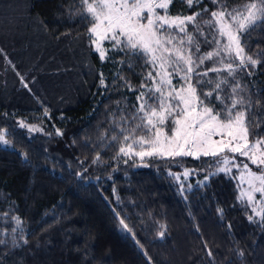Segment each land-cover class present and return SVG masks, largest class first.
Returning a JSON list of instances; mask_svg holds the SVG:
<instances>
[{"label":"trees","instance_id":"1","mask_svg":"<svg viewBox=\"0 0 264 264\" xmlns=\"http://www.w3.org/2000/svg\"><path fill=\"white\" fill-rule=\"evenodd\" d=\"M251 2L260 0H199L191 7L172 0L168 14L200 13L188 25L199 55L216 49L212 12L241 11ZM24 5L23 31L0 35V135L7 141H0V264H264V217L239 196L236 172L218 171L224 155L238 165L247 161L227 151L143 159L107 154L99 136L121 114L118 107L131 115L129 100L148 82L149 58L109 50L100 60L88 40L92 20L84 18L81 0ZM30 18L41 34L29 31ZM240 35L245 53L261 63L236 68L235 61L232 75L209 71L201 79L211 83L202 91L226 79L210 98L215 111L226 118L232 99H242L237 109L246 111L253 141L264 138V22ZM81 57L86 67L77 66ZM216 61H205L200 70L223 68ZM30 64L40 94L16 83L18 70ZM74 75L82 95L58 101L53 92ZM99 75L112 87L97 88Z\"/></svg>","mask_w":264,"mask_h":264},{"label":"snow or ice","instance_id":"2","mask_svg":"<svg viewBox=\"0 0 264 264\" xmlns=\"http://www.w3.org/2000/svg\"><path fill=\"white\" fill-rule=\"evenodd\" d=\"M171 2L172 0H81L86 13L84 18L90 17L92 20L89 28L90 35L94 37L92 43L96 45L102 59L106 54L102 42L110 41L113 48L121 51L127 48L133 55L149 57L148 63L153 67V71L146 77V80L152 82V86L142 84L141 88L148 87V91L141 92L137 97V112L143 114L139 117L141 123L135 125L129 135L124 136L125 142H131L126 143V147H121L120 152L124 155L135 154L141 158L153 155L218 156L226 151L239 153L258 169L253 171L247 163L243 165L240 180L241 183H247L248 190L242 191L241 199L246 197L247 203L252 205V211L264 217V138L249 141L247 113L237 109L243 103L242 99H232L231 107L226 109V118L215 111L210 98L213 97V91L221 88L222 83H228L226 79L216 83L213 91L209 92H203L202 89L204 83L211 82L201 79L209 71H226L232 75L235 71L234 62L237 60L239 63L236 68L248 65L255 67L261 63L245 53L240 34L257 21L264 22V0H260L259 4L248 3L241 11L212 12L215 23L219 25V36L225 37L227 43L222 49L199 55L200 43L189 32L188 25L195 24L200 13L183 18L171 17L168 14ZM194 2L198 3L199 0H187L189 7ZM205 23L211 25L212 21ZM170 29L178 34L183 33V37L178 39ZM195 30L199 31V28ZM186 44L191 47H185ZM222 51L231 57L230 62L225 63L221 59L218 63L223 64V68L208 67L200 70L205 61L221 56ZM174 76L183 81L179 88L173 85ZM236 87H233V92ZM215 99L223 103L219 95ZM166 125L167 132L162 130ZM137 129H142L145 135L136 138ZM57 134H60L59 131ZM214 136H219L220 139L214 140ZM0 141L7 143L2 135ZM137 146L142 150L134 152ZM233 160L234 157L230 159L224 155L220 161L223 167L218 171H230L228 165ZM187 174L186 172L185 175ZM255 193L260 194L259 201L255 200ZM249 219L252 217L249 216ZM17 223L19 224V220ZM159 235L163 237L164 233L160 232ZM209 255L211 256V252Z\"/></svg>","mask_w":264,"mask_h":264},{"label":"rangeland","instance_id":"3","mask_svg":"<svg viewBox=\"0 0 264 264\" xmlns=\"http://www.w3.org/2000/svg\"><path fill=\"white\" fill-rule=\"evenodd\" d=\"M24 7H25L24 0H0V35L3 34L4 37L8 36V35L11 36V35H16V33L14 32L15 30H18V32L19 31L20 32L23 31V27H22V25L20 24L19 21H21V19H22V22H25L23 20L25 18L24 17ZM158 11H161V10H158ZM28 25H29L28 29H29V31L32 34L36 33V36H37V34H41V30L39 29V26H38V24H37V22H36V20L34 18H30L28 20ZM218 29H219V25H217L216 49L215 50H217L218 48L222 49L224 44L227 43V40H226L225 37L219 36ZM169 31H171L172 35L177 36L178 39H179V37H182L181 33L178 34L174 29H170ZM88 38H89L88 40H89V42L91 44L92 50L95 51L97 53V55L99 56L100 60L103 61L105 59V57L103 59L101 58L100 53H99V51L96 48V45L92 43V40L94 39V37H92L90 35V32L88 33ZM1 39H3V37ZM33 40H35V39H33ZM217 41H219V44H217ZM25 45L30 47L31 41L30 40L26 41ZM71 45H72L73 49H75L77 47V45L73 41L69 42V46H71ZM102 47L105 49L106 53L109 50H120L119 48H113L112 47V42H110V41H103L102 42ZM185 47H188V46L185 45ZM124 50L130 51L127 48H124ZM105 56H106V54H105ZM214 58H216V60H217L216 62H218L221 59H223L225 63H226V59H231V57L225 55V53L223 51L221 52V56L214 57ZM31 59L32 58L30 56L29 59H25V60H28V63H30ZM5 60L10 62V60H8L7 57L5 58ZM32 63H34V61ZM31 64L29 65V67L20 68L18 70L17 75H19V77L17 78L16 83H18V86H19L18 88L29 89V90H30V86L32 85L33 89L35 91H38L39 94H40V91H39L38 87L36 86V83H34L35 82V80H34L35 72H34L33 66ZM76 64H77V66L82 65V66L86 67L85 66L86 61L82 57L80 59H78ZM218 64H221V63H218ZM221 65H223V64H221ZM150 67H151V71H153V67H152L151 64H150ZM39 71H41L40 67H39ZM77 76L78 75H74V79L72 81H67L66 80L65 82H63L65 85L63 86L64 88L62 90L56 89V91L53 92V94H56L55 98L58 101L63 103V102H66L67 99L70 96L72 98H74V96L82 95L83 89H82L81 86L79 87V85H78L79 82H78V80H76ZM104 77L105 76H103V75H99L98 80L96 81L97 82L96 83V87L97 88L101 87V90H102V88H106L107 86L108 87L109 86L112 87L111 85L113 83L112 82L110 84L108 81L105 80L106 78H104ZM101 81H103V83H101ZM182 83H183V81H181L178 76H174L173 77V85L176 88H179ZM146 85L148 87H151L152 86V82L148 81ZM148 87H145V88H141L140 87V89L137 90L134 93V95H132V99L129 100L130 102H133V104H132L133 110H132L131 115L127 116L126 114H124L122 112L123 109L118 107L117 108L118 111H116V112H119L121 114L119 116L117 115V117H114V120L109 122V124L106 125V128L104 127L105 130H103L101 132V134L99 136L100 137L99 138V140H100L99 142L101 144L100 148L102 150L107 149L106 150L107 154L110 153L112 156H118L121 159H128V158L143 159V158L149 157V156H145V157L141 158V157H139V156H137L135 154L124 155L123 153L120 152V148L121 147H126V143H130L131 142V140L128 141V142H125L124 141V136L129 135L130 132L132 131V129L135 128V125L141 123L139 117L141 115H143V114L137 112V108L139 106V101L137 100V97L140 95L141 92H147L148 91ZM59 88H61V87H59ZM26 91H28V90H26ZM101 92L102 91H100L99 94H101ZM51 96H53V95L51 94ZM129 98H130V95H126L125 96V99H129ZM17 99H19V96L17 97ZM45 99H47V98H45ZM109 103H111V102H109ZM169 125H170V121H169ZM167 129H168V125L164 126V128L162 130L167 132ZM142 135H145L144 131L142 129H137L136 133H135L136 138H138V137H140ZM114 137H115V139H113ZM149 138H151V137H149ZM213 139L214 140H219L220 137L219 136H214ZM96 140H98L97 136L95 137V141ZM108 145H109V147H107ZM146 148H147V146H145V149ZM141 150L142 149L139 146L134 148V152H138V151H141ZM232 154H238L239 155V153H232ZM200 155H202V154H200ZM153 156H155V157H166L168 155H165V156L153 155ZM242 157L247 162H243L241 165H238L236 163V161L233 160L232 163L228 165V168H230V171L233 169L236 172L237 183H238V187H239L238 191H239V196L240 197H241L242 191H247L248 190L247 183L246 182L245 183H241V180H240L241 173L244 171L243 165L247 163L249 165V167L253 171H258L256 166L251 164L250 161L246 157H244V156H242ZM229 158L232 159L233 157H229ZM221 167H223L222 163L220 164V168ZM186 172L189 174V170H184L182 172L183 177H186L188 175V174L185 175ZM256 194L257 193L254 194L255 195V200L258 201V198H256ZM243 199L247 201L246 197H244ZM250 206L252 207V205H250Z\"/></svg>","mask_w":264,"mask_h":264}]
</instances>
